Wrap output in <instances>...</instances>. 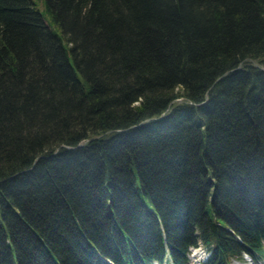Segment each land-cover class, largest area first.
<instances>
[{"label": "trees", "instance_id": "16d2710c", "mask_svg": "<svg viewBox=\"0 0 264 264\" xmlns=\"http://www.w3.org/2000/svg\"><path fill=\"white\" fill-rule=\"evenodd\" d=\"M264 258V0H0V264Z\"/></svg>", "mask_w": 264, "mask_h": 264}, {"label": "rangeland", "instance_id": "374dc122", "mask_svg": "<svg viewBox=\"0 0 264 264\" xmlns=\"http://www.w3.org/2000/svg\"><path fill=\"white\" fill-rule=\"evenodd\" d=\"M36 2H37V4H38V6H40V8H41L42 10H44V8H45V0H36ZM194 252H195L196 254H200V253H202L203 256L199 255V256H196V258L192 256L191 261H190L189 264H201V261H199V259L201 260L202 257H205V254L208 253V249L206 248L205 245H203V244H199L198 248H196V249L194 250ZM206 255H207V254H206ZM155 264H160V263H159V262H156ZM232 264H264V258H263V259L254 260V261H253V260H251L249 257H247V256L245 255V259H244L243 261H237V260L234 259V260L232 261Z\"/></svg>", "mask_w": 264, "mask_h": 264}, {"label": "bare ground", "instance_id": "6f19581e", "mask_svg": "<svg viewBox=\"0 0 264 264\" xmlns=\"http://www.w3.org/2000/svg\"><path fill=\"white\" fill-rule=\"evenodd\" d=\"M197 248H198V247H197ZM206 254L208 255V253H206ZM206 254H205V257L207 256ZM205 257H204V258H205ZM235 260H238V259H235Z\"/></svg>", "mask_w": 264, "mask_h": 264}, {"label": "water", "instance_id": "95a60500", "mask_svg": "<svg viewBox=\"0 0 264 264\" xmlns=\"http://www.w3.org/2000/svg\"><path fill=\"white\" fill-rule=\"evenodd\" d=\"M248 257V256H247ZM249 258L252 260V258L249 256Z\"/></svg>", "mask_w": 264, "mask_h": 264}]
</instances>
